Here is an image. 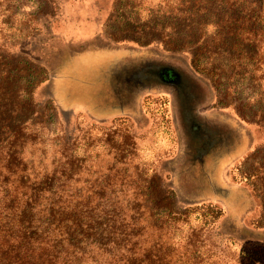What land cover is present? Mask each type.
Listing matches in <instances>:
<instances>
[{
  "label": "rangeland",
  "instance_id": "1",
  "mask_svg": "<svg viewBox=\"0 0 264 264\" xmlns=\"http://www.w3.org/2000/svg\"><path fill=\"white\" fill-rule=\"evenodd\" d=\"M202 3L189 14L186 0H0V69L14 66L16 83L30 88L23 126L43 120L27 161L50 166L71 151L77 185L102 182L106 209L125 213L135 197L171 196L183 212L170 229L180 261L264 264V37L259 31L254 80L243 19L242 44L227 30H199L191 21ZM114 49L129 58L109 66ZM149 57L205 83L196 108L210 132L205 148L184 143L164 87L135 82L147 68L136 63ZM254 170L262 180L247 177ZM152 176L161 185L147 186Z\"/></svg>",
  "mask_w": 264,
  "mask_h": 264
},
{
  "label": "trees",
  "instance_id": "2",
  "mask_svg": "<svg viewBox=\"0 0 264 264\" xmlns=\"http://www.w3.org/2000/svg\"><path fill=\"white\" fill-rule=\"evenodd\" d=\"M199 2L203 13L191 21L199 30L207 25L216 33L227 30L242 44L243 19L248 35L242 45L249 50L245 61L251 64L254 79L259 31L264 37V0H186V12L192 14ZM4 65L0 69V264H189L172 252L177 241L170 229L183 212L174 209L171 196L135 197L130 200L133 208L125 213L106 209L99 192L102 182L90 184L85 179L77 185L80 166L71 151L50 166L25 159L27 145L39 137L43 120L29 117L31 122L23 126L31 110L30 88L16 83L14 66ZM257 101L261 116V93ZM263 172L248 171L247 177L262 180ZM158 185L154 176L147 182L149 187ZM83 187L92 191L82 192ZM143 203L149 207L138 211ZM258 225L264 226V210Z\"/></svg>",
  "mask_w": 264,
  "mask_h": 264
},
{
  "label": "flooded vegetation",
  "instance_id": "3",
  "mask_svg": "<svg viewBox=\"0 0 264 264\" xmlns=\"http://www.w3.org/2000/svg\"><path fill=\"white\" fill-rule=\"evenodd\" d=\"M106 54L109 66L115 64L123 57L129 58L128 55H123L118 49L106 50ZM136 64L140 66L146 65L147 68H145L146 73L141 71V74L135 78V82L139 83L143 80H148L151 84L145 85L144 87L149 86L152 88L153 86H161L164 87L168 94L173 96L177 117L176 120L182 129L184 137H186L184 143L187 144V140H190L188 144L195 141L194 145L200 144L205 148L206 142L209 141L208 136L210 132L207 130L208 125L205 124V127H203V124L198 123L199 120H197L198 122L196 121L198 118V111L196 108L200 103L198 96L204 94L203 91L205 87L203 86H205V83L195 75H190L188 73L182 74L181 68L175 67L172 63L164 61V59L160 60L149 57ZM128 91L130 92V90ZM249 123H251V121H249ZM222 127H217V129L220 130ZM199 134H205L206 136L200 139L198 138ZM208 144L209 143H207V145ZM201 153L206 154V149L201 151Z\"/></svg>",
  "mask_w": 264,
  "mask_h": 264
}]
</instances>
